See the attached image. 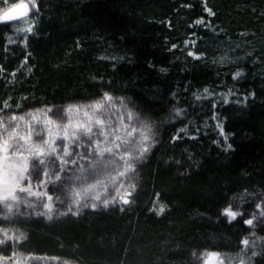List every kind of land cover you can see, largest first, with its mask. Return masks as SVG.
<instances>
[{"label": "trees", "instance_id": "16d2710c", "mask_svg": "<svg viewBox=\"0 0 264 264\" xmlns=\"http://www.w3.org/2000/svg\"><path fill=\"white\" fill-rule=\"evenodd\" d=\"M20 1L0 151L51 199L0 201V260L264 264V0Z\"/></svg>", "mask_w": 264, "mask_h": 264}, {"label": "rangeland", "instance_id": "374dc122", "mask_svg": "<svg viewBox=\"0 0 264 264\" xmlns=\"http://www.w3.org/2000/svg\"><path fill=\"white\" fill-rule=\"evenodd\" d=\"M84 116L82 111H77L75 113V121L79 122L81 118ZM55 134V133H53ZM50 140L49 148L54 151L56 146ZM34 150L30 149L28 152L27 150L21 153L10 154L6 151H0V201H7L9 203H16V202H23L24 204H28L30 199H32L31 194H36L43 198L44 204L48 205L49 196L45 191L44 187L46 185L47 180L42 178L40 183V189H34L33 191L26 189L23 187L22 182L26 180V172H27V165H28V155L30 152ZM38 153V152H37ZM40 154V153H38ZM58 175H55L57 177ZM54 177V178H55ZM52 178V177H51ZM49 179V178H48ZM53 180V179H52ZM73 190H75L72 187ZM20 191H25L24 194L18 198L16 196ZM66 195V194H65ZM34 200V199H33ZM43 208H46L44 206ZM47 209V208H46ZM45 209V210H46ZM223 213L230 219L233 217V213L235 214L236 211L232 210L231 208H227L223 211ZM200 264H226L225 258L217 252L214 251H204L200 255L195 257ZM0 264H26V261L15 259L14 261L7 262L5 260H0Z\"/></svg>", "mask_w": 264, "mask_h": 264}, {"label": "water", "instance_id": "95a60500", "mask_svg": "<svg viewBox=\"0 0 264 264\" xmlns=\"http://www.w3.org/2000/svg\"><path fill=\"white\" fill-rule=\"evenodd\" d=\"M23 4L28 5L27 2L20 1V2H17L15 4L11 5L7 9H5L4 11H2L0 14V20L2 21V19L5 16H7L8 20H10V21H5V22L17 21V20H20V19H23L24 17H26L28 15V12H29V5H28L27 10H25V9H23Z\"/></svg>", "mask_w": 264, "mask_h": 264}, {"label": "snow or ice", "instance_id": "6c2138e0", "mask_svg": "<svg viewBox=\"0 0 264 264\" xmlns=\"http://www.w3.org/2000/svg\"><path fill=\"white\" fill-rule=\"evenodd\" d=\"M27 8H28V5H27V4H23V9L27 10ZM208 11H210V10H208ZM13 18H14V17H13ZM2 21H10V20H8L7 16H5V17L2 19ZM29 31H30V30H29ZM44 163H45L44 160H38V161H37V164H36V166H35V168H34V171H35V174H36L37 177L40 176L41 171H42V169H41L40 166L43 165ZM64 163H66V162H64ZM73 163H75V161H73ZM45 175H47V173H45ZM49 199H51V198L49 197ZM232 215H233V217L235 216L234 213H233ZM247 223H248V224H251L252 221L249 220V221H247ZM245 243H247V241H245Z\"/></svg>", "mask_w": 264, "mask_h": 264}]
</instances>
